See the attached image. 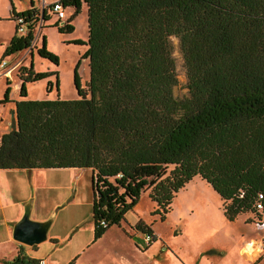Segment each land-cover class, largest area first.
Returning a JSON list of instances; mask_svg holds the SVG:
<instances>
[{"label":"trees","instance_id":"16d2710c","mask_svg":"<svg viewBox=\"0 0 264 264\" xmlns=\"http://www.w3.org/2000/svg\"><path fill=\"white\" fill-rule=\"evenodd\" d=\"M68 16L53 24L72 32L73 19L87 9V86L79 61L73 80L78 97L62 98L57 70L21 64L14 125L0 137V168L87 167L92 174L93 240L120 225L148 189L153 213L163 220L174 197L196 175L218 193L229 220L252 212L264 223V0H61ZM34 6L10 11L23 17L4 57L29 47L37 20L50 17ZM179 38L188 93L178 83L170 36ZM70 42V41H69ZM37 53L58 63L46 47ZM56 76L57 94L27 96L26 84ZM0 102L11 101V79ZM48 96V97H47ZM148 243L157 239L142 219L133 226ZM258 228V227H257ZM264 229V226L262 227ZM264 249V235L262 238ZM264 253V251H263ZM8 264H41L20 244Z\"/></svg>","mask_w":264,"mask_h":264},{"label":"rangeland","instance_id":"374dc122","mask_svg":"<svg viewBox=\"0 0 264 264\" xmlns=\"http://www.w3.org/2000/svg\"><path fill=\"white\" fill-rule=\"evenodd\" d=\"M28 1L15 0L19 7L28 5ZM35 1L41 2V0ZM10 3V0H0V18L2 19L0 20V36L2 37L8 32L10 24L16 22L15 19L12 22V20L3 18ZM70 10H66V16L69 15ZM38 11H41L40 6ZM49 12L51 17L43 23L46 24L45 26H41L43 22L41 15L36 22L34 38H36L37 45L33 48V57L30 56L28 47L4 58L11 63L20 61L25 56V60L23 59L19 65L29 64L33 61L36 70H57L60 96L75 98L78 97L73 80L75 65L79 61L78 74L83 87L87 86L89 66L88 58L81 57L87 46L73 43L71 40L87 38V9L83 6L73 19L75 28L72 32H59L57 27L51 24L58 18L57 14ZM19 33L22 32L19 31ZM44 35L46 47L58 55L57 64L37 53V47L42 45ZM170 40L178 78V83L174 86L173 91L176 96H183L188 93L184 59L179 38L171 35ZM18 66L8 75L11 78L10 96L12 100L5 103L0 102V137L2 133L11 130L14 125L12 113L15 103L13 100L19 98V86L16 89L14 86L19 79L16 76ZM5 67L0 68V73ZM7 74L6 72L0 74V98L4 94ZM49 78L53 82L49 97H55L57 89L54 74L48 78L28 82L26 84L28 97L33 99L46 97V84ZM39 169L34 171L36 180L32 187L34 210L30 217L36 219L32 214L42 217L44 214L50 213L49 215L52 217L50 233L69 232V235L73 234L71 242H68L66 237L65 240L50 245L48 249L41 250L39 254H49L54 264H67L68 259L74 255L72 253L79 247L78 241L81 243L89 237L91 240L93 236L91 170L87 167ZM226 202L220 200L218 193L210 183L196 175L184 188L178 191L169 211L162 220L159 214L153 213L156 205L148 196L147 189L142 193L134 208L126 212L121 223L124 227L122 228L121 224L109 227L103 236L92 242L82 252L74 264H102V262L110 264L107 260L111 264H117V257L130 264H264V249L263 244H260L264 229L255 226L256 216L252 212H248L246 215L242 213L234 220L227 219L223 213V205ZM26 204H24V208ZM139 219L150 224L157 235V239L151 243L155 242L150 253L137 250L134 238L128 233L133 232L142 238L143 242L145 241L144 235L133 227ZM252 240H254L253 246L258 247V250L250 249V255L255 256L253 259L247 248L242 252V244L246 241L250 243ZM37 245L32 246L35 248ZM255 246L254 248H256ZM7 251L8 249L6 252L0 251V254L6 255ZM158 251H160V255L156 256L157 258H151L155 254L158 255ZM140 256L142 263L137 262L140 260Z\"/></svg>","mask_w":264,"mask_h":264},{"label":"crops","instance_id":"0c3cea01","mask_svg":"<svg viewBox=\"0 0 264 264\" xmlns=\"http://www.w3.org/2000/svg\"><path fill=\"white\" fill-rule=\"evenodd\" d=\"M51 1H53V0H49V1L48 0H41V2L40 1L36 2L35 0H33V3H34V6H36L37 8H39V6L42 8L46 3H50ZM10 2H11L10 7L9 6L7 7L6 15L3 16V18L12 20V22L14 21L12 18H10V11L12 10V8H14L16 11H21V10H25L31 6V0L28 1L29 2L28 5H24L21 7L17 6V3L15 2V0H10ZM0 20H2V19L0 18ZM15 31H16V22L13 24H10V28L8 29V32L6 33V35H4L3 37L0 36V60L4 57V55H3L4 49L7 46V44L9 43L12 36L15 34ZM32 42H33V47L30 48V53H29L31 57H33V48L35 45H37L36 38H34V40ZM24 60H25V57H24ZM19 85H20V81H17L14 84L15 89ZM11 90H12V88H11ZM11 90H10V93H11ZM11 99H12V97H11ZM52 168H54V167H52ZM43 169H50V168H41V170H43ZM38 170H40V169L39 168H31V169H26V168H0V251L6 252V250L8 249V251H7L8 253L6 255L0 254V264H8V262L12 258H14V256L17 254V251H18V248L20 247V244L23 245L24 252L26 254H28L29 256L37 257L39 259H44L45 263H43V264H54V262L51 261L49 254L43 255L44 253L39 254V252L41 250L48 249L50 247V245H52V244H57L60 241L65 240L66 237H67L68 242H71L73 239V237H72L73 234L69 235V232L64 233V234H60L57 232H51L50 233L49 229H48L46 239L40 243H37L38 245L35 248H33L32 245H27V244L21 243V242L15 240L13 238V236H12L13 225L21 217V215L24 211V204H26V202L30 198L31 199L26 204V205H28V204L30 205V208H31L30 216H31V212L34 210V199H33L32 187H33V183L34 182L36 183L34 175H35V172ZM49 214L50 213H46L42 217H40L38 215H33V214H32V216L36 219L45 220V219L50 217ZM121 225L123 228L124 227L123 224H121ZM92 230H93V226H92ZM125 231L128 232L127 230H125ZM128 233H129V236H132L134 238V244H135V247L137 250L139 249L142 252L150 253L151 248L155 242L153 244H150L146 249L142 250L135 243V238H139V237L136 234H134L133 232L132 233L128 232ZM262 238L260 240L261 245L263 242ZM253 241L254 240L250 241V243H248V241H246L244 244H242V252L244 249L247 248L249 255H250V248L251 247L249 248L248 246H251V243H253ZM92 242H95L93 240V236H92L91 240L89 237V238H85V240L82 241L81 243H79V241H78L77 245H79V247L76 251H74V253H72L74 255L71 256L70 259H68L67 264H74L76 262L77 258L82 255V252L85 251ZM254 249L258 250V247L254 248ZM159 255H160V251H158V255L155 254V255H153L154 257H151V258H153V259L157 258L156 256H159ZM257 255H258V253H257ZM250 256L252 259L255 257V256L252 257V255H250ZM117 258H118L117 264H130L129 262H127L125 260H121L119 257H117ZM151 258H149V259L151 260ZM139 259L140 260L137 262L142 263L141 262V256L139 257ZM107 261H108V263L111 264V262L109 260H107ZM102 264H107V263L102 262Z\"/></svg>","mask_w":264,"mask_h":264},{"label":"water","instance_id":"95a60500","mask_svg":"<svg viewBox=\"0 0 264 264\" xmlns=\"http://www.w3.org/2000/svg\"><path fill=\"white\" fill-rule=\"evenodd\" d=\"M43 12L44 6L41 8V15H43ZM30 210V205H26L21 217L13 225L12 231V236L15 240L27 245L37 244L45 240L52 223L51 216L45 220L31 218Z\"/></svg>","mask_w":264,"mask_h":264},{"label":"built area","instance_id":"2783aa9c","mask_svg":"<svg viewBox=\"0 0 264 264\" xmlns=\"http://www.w3.org/2000/svg\"><path fill=\"white\" fill-rule=\"evenodd\" d=\"M45 5H49V10L54 12V13H56L58 18L62 19L64 17H66V9L63 7V4L61 3V0H53L50 3H46ZM15 21H16V24L18 25V32L21 31L22 33H24L25 32V25L22 23L23 22V17L22 16H17L15 18ZM32 47H33V42L29 46V48H32ZM24 57L22 58V60L24 59ZM22 60H20V61L17 60L15 62L9 63V60H7L6 58L3 57L0 60V68L1 67H5L6 65H7V67L3 68V71H1V73L4 74L6 72V73H8L6 76L10 75L11 71L15 67H17L22 62ZM263 226H264V223L257 224L258 228H262ZM144 238H145L144 242L148 243L149 240H150L149 235H144ZM40 263L41 264L45 263V260L44 259H40Z\"/></svg>","mask_w":264,"mask_h":264},{"label":"bare ground","instance_id":"6f19581e","mask_svg":"<svg viewBox=\"0 0 264 264\" xmlns=\"http://www.w3.org/2000/svg\"><path fill=\"white\" fill-rule=\"evenodd\" d=\"M249 245V244H248ZM250 249H254L253 243H251V246H248Z\"/></svg>","mask_w":264,"mask_h":264}]
</instances>
